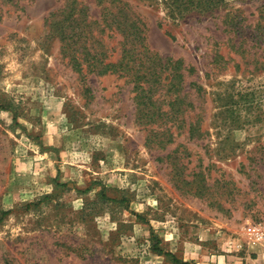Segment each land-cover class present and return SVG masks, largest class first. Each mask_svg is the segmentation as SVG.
<instances>
[{
  "label": "rangeland",
  "instance_id": "374dc122",
  "mask_svg": "<svg viewBox=\"0 0 264 264\" xmlns=\"http://www.w3.org/2000/svg\"><path fill=\"white\" fill-rule=\"evenodd\" d=\"M125 1L172 59L167 124L127 76L72 68L45 21L64 0H0V264H264V0Z\"/></svg>",
  "mask_w": 264,
  "mask_h": 264
},
{
  "label": "trees",
  "instance_id": "16d2710c",
  "mask_svg": "<svg viewBox=\"0 0 264 264\" xmlns=\"http://www.w3.org/2000/svg\"><path fill=\"white\" fill-rule=\"evenodd\" d=\"M96 2L101 7L100 20H90L88 6L82 0H64L63 6L45 17L51 28L53 23L56 22L57 25L59 19L66 20L64 24L58 23L56 30L61 41V51L67 57L68 63L79 71L85 69L87 72L99 74L117 72L119 75L127 76L134 82L136 109L140 117H146L149 121H155L158 117V125L175 120L176 116L173 113L179 110L174 103L178 98L164 101L160 100L158 95L159 87L175 83V73L165 77L168 78L167 82L161 78L162 70L171 64L172 59L158 57L148 49L144 34L145 24L127 1L96 0ZM100 24H103V27H100ZM106 29L122 36L120 55L115 60L107 55L109 43L103 36ZM167 102L168 108H164ZM199 124V118H195L189 123V130L198 128ZM170 127L171 125L158 130V135L163 137H158L159 145L162 146L169 141L165 134L171 133ZM203 181V178L198 179L193 191L195 195L205 194Z\"/></svg>",
  "mask_w": 264,
  "mask_h": 264
},
{
  "label": "built area",
  "instance_id": "2783aa9c",
  "mask_svg": "<svg viewBox=\"0 0 264 264\" xmlns=\"http://www.w3.org/2000/svg\"><path fill=\"white\" fill-rule=\"evenodd\" d=\"M255 235H256L257 239H264V234L260 233V231H255ZM261 258L264 260V251L261 254Z\"/></svg>",
  "mask_w": 264,
  "mask_h": 264
}]
</instances>
